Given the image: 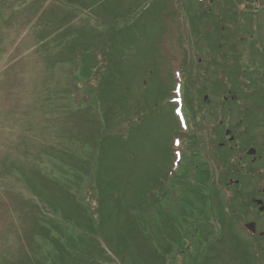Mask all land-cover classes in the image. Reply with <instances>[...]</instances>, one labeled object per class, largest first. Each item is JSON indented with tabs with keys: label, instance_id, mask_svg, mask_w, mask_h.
I'll list each match as a JSON object with an SVG mask.
<instances>
[{
	"label": "rangeland",
	"instance_id": "1",
	"mask_svg": "<svg viewBox=\"0 0 264 264\" xmlns=\"http://www.w3.org/2000/svg\"><path fill=\"white\" fill-rule=\"evenodd\" d=\"M3 1L6 0H0V2ZM8 1L12 2V0ZM54 1L45 0V4L37 7L36 2H34L32 10L34 12L36 8V12L32 16L25 9L26 19H22V14L16 15L17 13H12L11 10L7 11V7L5 5L1 7L2 4H0V8H2L0 9V264H254L256 255L251 249V245L252 243L254 245L260 243L255 240V236L249 237L247 235V232L237 223L236 218L226 219L228 210L225 215L222 213L219 216L221 233L218 232V238H223L225 235L227 241L223 242L217 239L218 243L223 244L216 247V249L220 248L219 251H213V247L208 251L205 248V243L200 242L198 244L197 238H194L191 242L192 247H188V241H180V245H178L179 242H174L172 251L168 252L169 248L165 249L158 246L156 241L153 242V246H150L147 241L138 246L130 243L135 236L137 226L130 224L126 218L128 215L118 211L119 208L101 215L95 213L94 225H92L93 217L91 216L90 218L87 217L90 222H83L79 217V215L83 216L80 208L74 207V205L66 207L64 202L60 201L59 196L55 197L45 192L44 189H40L36 179L44 177L53 181L56 178H61L58 169L54 167L56 160L51 155L54 152L53 148H50L49 155L42 153L46 144L43 141L45 135H52V126L57 124L58 118L62 119L63 124L66 120L59 112L55 116L58 117L57 119L52 118L51 114L61 110V105L64 108L72 107V98L62 99L56 94L58 90L67 92L69 88H74L70 87L74 84H59L60 79L58 77L61 74L67 78L70 77V73H74V78L78 75V70L81 72L84 67L86 68L83 71L88 73V67H92L94 62L97 63L98 57L99 59L102 58L104 51H97L95 54L97 59L92 57L85 59L88 55L86 50H89V46L92 45L90 42H94L96 35L111 27L109 22L105 20V16L110 11H115L114 5H117V11H122L123 15L126 12L131 13L121 20L123 26L137 22L138 25H133V32H131L135 34L131 38L135 37L136 39L135 45H131L124 52L126 55L124 64L122 65L117 61L120 70L115 67L111 68L109 62L107 63L108 72H105L102 84L107 82V78L108 81H111L110 84L117 82V84H132V87L130 86L132 96L129 104L131 106L132 101H138L144 108L147 107V102H150L148 100L149 94L152 99L155 97L157 90L156 87L154 88L155 84L163 85L169 94L162 100L163 105L167 104L168 101L171 102L173 98L180 97L175 91V86L182 84L181 97L183 107H185L184 85L188 79H191V84H196L197 89L192 100L194 101V110L199 117L196 124L197 127L200 126L197 131L201 142L200 148L209 160L208 155L212 152L210 151L211 142L209 138L211 127L201 120V116L205 113L208 116L212 107L211 102L219 103V97L213 95L218 84L225 85L226 91L223 96L230 98L227 93H230V96L235 94L236 87L233 84H240L232 78L234 67L243 72L242 81L245 84L249 83L245 86L248 88L247 90H250V84H258L260 77H263L264 0H248L246 3L243 0H233L232 8L235 10V18L225 28L221 23L232 13L231 7H226L224 11L218 13L217 8L209 5L211 12L206 15L207 19H199L203 14L202 12L208 10V0H203L202 3L197 0H117V2L110 0L104 2L105 5L103 3L96 5L100 0H77V3H83V6L87 8V11L80 13L64 11L65 0ZM169 5H172V9H168ZM90 8L92 11L89 10ZM46 9V14L43 16ZM132 9H135L134 12ZM197 11H199L198 14H196ZM2 12L5 14L2 15ZM10 12L12 14L10 16L11 21L6 19ZM48 13L59 14L58 20L60 21H57L55 25H49L45 18ZM67 13L68 17L61 19ZM217 14L219 17L216 16ZM2 18L5 19V23L1 24ZM127 18L128 21L124 23L123 21ZM42 20L45 26L39 24ZM119 33H121V28ZM234 33H237L241 39L237 35L233 36ZM120 35L124 34L121 33ZM222 35H225L223 38L231 37L230 41L240 39L242 42L241 45H237L241 49H236L235 54L227 53V48L225 52H220L221 54L224 53L227 58L233 55V61L226 62L225 58L221 59L219 56L220 53L215 40ZM119 38L114 37L113 43H116ZM46 39L49 41L55 39V41L51 45L42 46V42H45ZM10 44L13 46L12 49L8 47ZM41 46L43 48L38 53L37 51ZM116 50L121 53L120 48L117 47L114 55L118 54ZM110 51L112 50L108 52ZM210 51L213 52V55H208ZM214 62L222 64L221 67L225 66L226 68H216ZM229 64H234V66ZM132 66L133 68H131ZM206 67L208 69L204 72L203 68ZM143 69H147L150 74H153L155 70L158 74L155 73L156 77L152 78V82L145 81V78H141L145 75L142 74ZM188 70L191 72H188L187 78L184 79L183 72ZM205 73L204 77L213 76L217 78L219 75L223 79H229V82L225 83L223 80L217 82L211 79L207 90L202 93L203 84L201 83L202 81L205 83V81L198 80V78ZM120 77L122 79L117 81ZM110 78L115 80L112 81ZM141 83L147 84L149 93L138 86ZM239 95L240 104L245 102L248 110L250 103H247L246 99L242 97L241 92ZM204 96L207 98L205 102L202 101ZM77 98L81 99V96ZM207 101L209 107L201 112L202 104L207 107ZM261 105L264 106V103ZM217 107L218 105L215 106V109ZM128 114L129 117H132L133 110H130ZM183 114L186 119V126L183 127L184 129L181 128L180 135L175 137L181 143L178 150L182 148V154L185 152L189 130L197 128L195 123L188 121L185 111ZM153 118L154 123L151 118L148 125L150 137H147V140L139 141V143H143L141 146L144 148L139 155L142 165H137V173L134 176V178L138 177V187L141 184L139 168L146 169L147 166L151 173L160 170L164 162V152L167 147L165 145L168 144L165 142V145L156 148L153 146L152 142L158 136V125L161 121L160 118L157 120L156 116ZM253 120L259 121V117L254 116L252 117ZM74 123V120L68 123L71 125L69 130L71 132H75L73 130ZM232 124L235 126L234 119ZM253 126L254 135V133L259 132V129H257L256 124ZM261 144L264 148V144ZM242 147L244 144L239 150ZM91 150V148L86 147L87 154L85 157L91 155L89 153ZM256 156L257 153L253 156L252 163H248L251 158L246 157L247 160L242 159L243 162L239 165L245 163V167L249 168L253 164V170H257L262 166V162L255 160ZM243 157L245 158V154ZM168 158L170 159L169 156ZM117 164L114 162V166ZM232 164L233 168L237 166ZM125 166L130 168L132 164ZM165 167H168L167 163ZM6 169L9 170V176H4ZM253 170L251 172L255 173ZM144 171L142 170V174ZM147 173L148 171H145V174ZM232 175L233 171L230 172V176ZM84 180V184H87V180ZM242 181L241 185L248 188V181L244 179ZM231 188L227 191L223 190L226 198L230 195ZM217 192L220 195V201L225 204L222 210L226 211L227 206L222 199L223 196L219 193L218 187L215 186L214 193L217 194ZM123 198L125 202L129 200L126 195ZM79 204V207H87L84 202ZM89 206L94 211V207L97 205L89 201ZM76 210L80 212L76 213ZM73 221L84 228L80 230L71 226L75 224ZM226 223H229L230 227ZM158 224L155 223L151 226L152 230L150 231L159 230ZM35 225H39L41 230L50 237H55L56 232L53 227H58L62 238L59 246L54 248L43 243L38 234L32 237L31 230ZM215 227L218 228L219 225L217 224ZM158 232L155 231V234H150V237H158ZM167 234L175 237V232L170 229H168ZM235 239L239 248L233 250L229 256L225 250L227 248L229 251L231 250V242H234ZM160 243L161 240L159 239ZM29 244L31 249L28 248L30 247ZM249 246L250 252L246 256L249 258H245ZM37 249L39 250L37 251ZM243 250L244 252L241 254L244 258L241 262L235 258V255L238 254L237 256H239ZM36 251L37 253L33 256L32 253ZM61 252L68 256L59 258Z\"/></svg>",
	"mask_w": 264,
	"mask_h": 264
},
{
	"label": "trees",
	"instance_id": "2",
	"mask_svg": "<svg viewBox=\"0 0 264 264\" xmlns=\"http://www.w3.org/2000/svg\"><path fill=\"white\" fill-rule=\"evenodd\" d=\"M233 18L235 17L229 16L226 20L231 23ZM240 25L242 26V23ZM132 29L133 26L126 28L127 31ZM230 38L227 37L226 44L220 47L227 48L228 53L235 54L236 49L240 48L237 45L242 43L240 42L241 38L239 37L238 41H233V39L230 41ZM130 44L134 45L133 40L130 41ZM128 46L127 44L125 45V47ZM229 58L234 60L233 55ZM118 68L117 65L116 69L120 70ZM91 73V77L86 74L78 84L70 85V87L74 88H69L67 92L58 90L56 94L62 99H74L81 96L82 98L77 99L76 104H72V108L67 109V113L70 114L72 111L70 115H75L81 119L84 117V119H82V122L80 120V123H78V120L74 121L78 132L70 135L71 125L67 124L69 115H64V107L61 105V110L54 111L55 113L51 114L54 119L58 118L55 117L58 112L66 118L64 124L62 119L58 118L57 124L55 123V126L51 125L53 127L51 130L52 135H45L43 138V141L46 142L45 148L48 147L50 150L52 147L54 150L51 155L56 160L54 167L58 169V174L61 175V178L51 181L44 177H38L36 179L38 187L44 189L50 195L59 196L60 201L62 200L66 207L74 205V207L80 208L83 216L79 215V217L83 222H90L87 217H93L92 225H94L95 213H100L101 215L119 208L118 211L128 214L126 217L128 222L137 226L135 236L130 242L136 244V246L145 242L142 231L146 229L152 230L151 226L155 225V223H159L157 226L161 227L168 225L169 228L171 226L175 236L176 234L178 235L180 230L183 231L185 228L198 230L201 225L209 224L214 214L213 211L217 208L213 197V188L216 181L213 166L221 167L224 165V167L227 166V170L231 167L232 151L230 146L238 145L239 142L248 139L253 134V125L257 121L244 122L246 119L241 115L240 117L238 116L235 126H232L234 116L228 109L233 106L235 101H229V99L227 103H220L219 101L218 109H211L208 116H201V120L211 127L209 138L211 142L210 151L212 152H210L209 156L212 163H210L206 161L207 157L202 156L200 137L199 133H197L200 126L198 125L197 127L196 124L199 117L196 110H194V101L192 100L194 98L191 96L189 88L191 84L186 86L184 92L185 113L188 121L195 123L197 128L189 130V136L187 137L189 155L181 163V169L171 174L170 181L166 179L158 181L157 175L158 177L164 175L162 178H165L167 173L170 172L169 146L172 139L180 133L177 118L173 114V105L162 104V100L169 95L167 89L161 84H155L154 88L156 87L157 89L155 97L152 99L149 94L148 100L150 102H147L146 108L138 101H132L130 106L129 102L132 96V88L130 89V86L132 87V84H117L118 82L110 84L111 81H108V78L106 79L107 82L102 84V78L104 79L105 74L103 70L97 71L95 66ZM155 73L158 74L155 70L153 74H150L147 69H143L142 74L145 75L141 76V78L152 82V78L156 77ZM243 77L240 70L235 68L232 78L239 80L238 83H240L239 85L233 84L234 87L238 88H235L234 91L236 96H240L239 93L241 89L243 90V84L241 83ZM119 79L122 78L120 77ZM111 80L114 81L115 79ZM138 86L149 93L150 90L147 84L141 83ZM224 86L222 84L219 85L218 94H215L220 99L223 98V93L226 91ZM253 95L256 96L250 98V100L254 101L253 105L255 106L256 104L262 109V101L257 98H261L260 90L253 92ZM167 107L169 108L168 110ZM130 110H133L132 117H129L128 114ZM205 114L207 115V113ZM51 116L48 115V117ZM153 116H156L157 120L158 118L161 119L158 125V136L152 142L153 146L156 148L157 146L165 145V142H168V144L165 145L167 147L165 148L164 162L161 169L154 171L157 173L156 178H152L153 173L147 169L146 163L144 164L146 169L139 168L141 184L138 187V177L134 178V176L137 173V165H142L139 155L144 148L141 146L143 143H139V141L147 140V137H150L148 125L151 118L154 123ZM244 123L243 127H245L246 132H241V125ZM227 131L229 135H226ZM253 144L255 145L254 142ZM86 147L92 150L89 152L91 155L85 157L88 151H85ZM114 162L118 164L114 166ZM166 163L168 167H165ZM126 164H132V166L128 168L129 166H125ZM142 170L148 171V173L145 174L144 171L142 174ZM226 172V169H224V171L219 173L221 184L227 180ZM116 173L118 174L114 176ZM5 174H9L8 169L4 172ZM150 176L151 178H149ZM84 179L87 180V184H84ZM80 191H84L82 199L78 197V192ZM125 195L129 199L126 202L123 198ZM89 201L97 205L94 207V211L91 209L92 212H88L90 214L85 212L82 207H79L80 202H84L88 206ZM116 207L117 209H115ZM220 211L222 212L223 210ZM75 212L79 213L80 211L76 210ZM76 225L80 229L84 228L80 224L76 223ZM163 234H165V242L171 241L173 235H166V231H163ZM61 240L60 238L45 239L49 245L56 248ZM167 246L169 245L167 244Z\"/></svg>",
	"mask_w": 264,
	"mask_h": 264
},
{
	"label": "flooded vegetation",
	"instance_id": "3",
	"mask_svg": "<svg viewBox=\"0 0 264 264\" xmlns=\"http://www.w3.org/2000/svg\"><path fill=\"white\" fill-rule=\"evenodd\" d=\"M261 202L264 204V194L261 197Z\"/></svg>",
	"mask_w": 264,
	"mask_h": 264
}]
</instances>
